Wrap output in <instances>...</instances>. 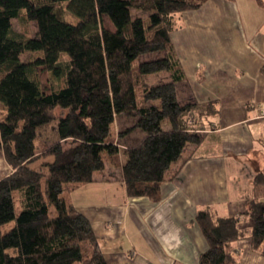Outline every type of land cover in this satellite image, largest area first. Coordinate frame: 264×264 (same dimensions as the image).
I'll return each mask as SVG.
<instances>
[{
    "label": "trees",
    "instance_id": "1",
    "mask_svg": "<svg viewBox=\"0 0 264 264\" xmlns=\"http://www.w3.org/2000/svg\"><path fill=\"white\" fill-rule=\"evenodd\" d=\"M205 1L0 0V103L6 110L0 150L13 167L0 179V264H109L71 192L93 181L108 160L117 164L119 115L134 119L119 137L136 128L145 133L125 148L129 196L157 199L171 163L188 142H201L196 130L216 111L215 101H179L176 82L183 70L171 33L182 12ZM64 4L76 21L65 18ZM133 8L149 13L134 15ZM30 21L35 35L29 34ZM27 50L39 54L25 61L21 54ZM39 66L58 77L57 87L43 88ZM160 71H170L171 80L147 81ZM52 121L58 139L43 140L39 131ZM255 181L264 186V171ZM246 213L254 221L252 247L264 254V200L251 201ZM196 219L209 243L199 264H238L226 244L244 236L240 218L207 207Z\"/></svg>",
    "mask_w": 264,
    "mask_h": 264
},
{
    "label": "crops",
    "instance_id": "2",
    "mask_svg": "<svg viewBox=\"0 0 264 264\" xmlns=\"http://www.w3.org/2000/svg\"><path fill=\"white\" fill-rule=\"evenodd\" d=\"M171 37L183 70L179 101H215L216 111L196 130L201 142H188L171 163L157 199L129 196L125 148L145 133L136 128L119 137L134 123L124 116V127H115L117 164L108 160L96 170L93 181L71 192L72 202L90 219L109 264H199L209 243L196 216L207 207L240 218L244 236L226 244L238 264H264V254L252 247L254 221L246 213L251 201L264 200V186L255 181L264 171V5L206 0L180 14ZM147 78L158 83L172 77L160 71ZM1 105L0 119L6 114ZM163 124L171 129L169 120ZM12 171L0 150V179Z\"/></svg>",
    "mask_w": 264,
    "mask_h": 264
},
{
    "label": "rangeland",
    "instance_id": "3",
    "mask_svg": "<svg viewBox=\"0 0 264 264\" xmlns=\"http://www.w3.org/2000/svg\"><path fill=\"white\" fill-rule=\"evenodd\" d=\"M62 12H63V15L65 16V18L67 20H69V21H73L74 22V21H76L78 19V17L74 13H72L71 11H69L66 8L65 4L62 7ZM148 13L149 12H147V11H143V10H140V9H137V8H133V14L134 15L147 16ZM105 24L107 26H110V27L112 26V24H111V22H110V20L108 18L105 19ZM13 25H14V27L16 29H21L20 20L18 18H14L13 19ZM36 31H37V26H36L35 21H30V23H29V34L30 35H35L36 34ZM38 54L39 53H37V52H33L31 50H27V51H25V52H23L21 54V58L23 60H25V61H29V60H32L34 57H36ZM149 56H151V55H149ZM38 73H39V77H40L41 82H42V86H43V88L46 91H50L53 87H57L59 85V79H58V77H56L52 73V71H50L46 67L39 66L38 67ZM156 78L157 77H155V79ZM147 81H149V80H147ZM0 104H2V103H0ZM1 106H3V105H1ZM0 112H2L1 109H0ZM124 119L125 118H124L123 115H119L117 117V119H116L117 121L115 122V127L118 124L121 128H123L124 127V124L126 122ZM54 124L56 125L55 121H52L49 124L44 125L43 127H41V129L39 131L40 138H42L43 140H46V141H53L54 139H56V131H55ZM44 159H52V156H49L48 158H44L43 157L41 160L34 161L33 162V165L34 166L39 165V163H41ZM11 225H12V222L10 224H8L7 227H9Z\"/></svg>",
    "mask_w": 264,
    "mask_h": 264
}]
</instances>
